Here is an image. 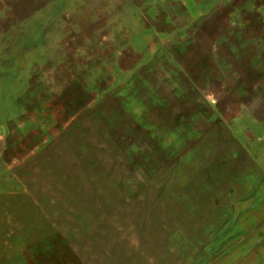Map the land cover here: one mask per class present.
I'll use <instances>...</instances> for the list:
<instances>
[{"label": "rangeland", "instance_id": "rangeland-1", "mask_svg": "<svg viewBox=\"0 0 264 264\" xmlns=\"http://www.w3.org/2000/svg\"><path fill=\"white\" fill-rule=\"evenodd\" d=\"M0 264H264V0H0Z\"/></svg>", "mask_w": 264, "mask_h": 264}]
</instances>
